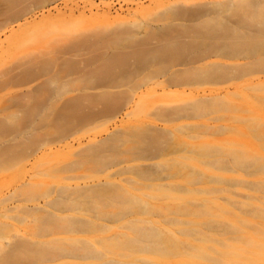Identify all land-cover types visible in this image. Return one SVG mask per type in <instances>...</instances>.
Returning <instances> with one entry per match:
<instances>
[{
  "label": "rangeland",
  "instance_id": "1",
  "mask_svg": "<svg viewBox=\"0 0 264 264\" xmlns=\"http://www.w3.org/2000/svg\"><path fill=\"white\" fill-rule=\"evenodd\" d=\"M2 1L0 8L5 7V10L0 9V15L6 16H0V75L18 73L19 69L15 67L23 63L28 55L53 58L55 64L51 67L52 73L57 71L58 66L60 69L63 61H72L75 69L86 72L92 67L91 61L103 54L105 56L112 51L119 53L118 50L132 52L138 47L144 51L153 50L170 37L169 30L172 33L173 29L181 31L185 26H197L204 18L216 19L222 27L248 34L259 31L264 23V0H21L18 2H22L21 5L17 3V7V4L9 6L11 9ZM168 8H176L177 12H194L201 18L195 22L185 19L159 20L160 14ZM166 27L173 28L166 31ZM125 30H130L135 36L123 37L122 32ZM117 35L122 36L121 46L124 49L115 45L108 51L100 48L112 44L110 41ZM86 40L89 43L96 42L99 50L90 48L94 52L89 49L88 53V49L81 46L77 56H73L70 48ZM141 41L147 43V47L139 46ZM212 43L220 42L215 40ZM211 57L206 62L219 60L213 57L214 60L210 61ZM250 61L240 58L236 62L246 64ZM46 77L39 76L40 80L35 78L38 81L33 79V82L22 86L13 84L1 90L0 108L9 97H19L20 94L22 98L25 96L24 101L19 98L21 103H31L26 94L40 88L42 85L39 83L44 82ZM195 84L186 88L165 89L152 86L151 83L140 87L136 89L130 104L120 107L112 116L102 113L80 125L78 131L66 141L67 144L41 141L29 129L25 138L18 139V142L25 148H33L34 145L39 146V149L28 151L24 160L17 159L10 165L0 167V227L4 235L7 238L16 235L21 240H36L34 219L38 214L33 208L42 207L48 199H54L61 187L89 189L108 184L131 197L134 207L118 217L107 214L115 211L111 207L103 208L99 213L91 211L90 220L96 222L97 232L93 235L79 233L80 243L65 240L63 245H75L79 254L83 253L81 247L92 245L95 257L66 259L51 264H184L186 259L178 256L192 254L198 255L197 258L190 257L196 264H221L220 251L224 249L222 240L231 242L238 238L241 235L239 227L255 230L253 224L241 218H221L219 208L213 202H223H220L223 195L219 192L222 187L232 191V206L237 205V201H252L243 198L247 197L248 188L254 180L242 175L233 166L231 154H242L241 149L249 152L251 148V153L256 152L264 163V71L245 72L237 79L223 83L212 81ZM49 88L52 90L53 86ZM121 90L124 87L107 89V92L118 93ZM100 92L98 89L73 91L62 98L83 93L96 97ZM216 93L224 96L220 106L207 113L208 117L206 114L197 118L182 116L189 112L186 105L188 101ZM62 98L60 100L64 102ZM60 100H53L54 106L48 102L52 111L48 109L50 116L46 121L52 120L50 124L54 122L55 112L58 111L55 109L63 104ZM101 106L97 102L94 105L84 102L82 109L86 113H100ZM176 110L180 111L181 117L171 118ZM39 118H35V124L50 126L44 118L41 121ZM42 122L45 123L43 126ZM207 126L209 129L204 130L203 127ZM146 130L159 131L164 135L157 157L146 148ZM97 146L109 148L105 153L91 149ZM144 154L149 155L144 157ZM102 155L108 157L103 158ZM237 155L236 158L241 156ZM250 155L247 153L248 157ZM100 160L105 161L106 167L99 164ZM246 169L247 172L253 171L252 167L247 166ZM207 191L217 195L218 199H202ZM93 199V196L83 198L87 202ZM241 210L250 213L251 206L247 205ZM20 216L22 220L17 219ZM137 221L144 227L159 231V245H162L166 256H157L158 253L149 247L139 252L116 246V242L134 236L129 227ZM180 230H189L195 240L190 243L178 240ZM170 233L174 238H170ZM68 236L75 237L76 234L70 232ZM163 239L167 240L164 244ZM198 239L208 247L195 250L191 244L199 243ZM154 242L148 239L144 243L151 246Z\"/></svg>",
  "mask_w": 264,
  "mask_h": 264
},
{
  "label": "bare ground",
  "instance_id": "2",
  "mask_svg": "<svg viewBox=\"0 0 264 264\" xmlns=\"http://www.w3.org/2000/svg\"><path fill=\"white\" fill-rule=\"evenodd\" d=\"M19 1L21 0H6L5 2L3 0L2 2L4 4L7 3V7H14L13 5L17 4ZM40 1L43 2L46 0ZM18 4L15 7H17ZM1 5L0 3V6ZM2 8L0 9L2 10ZM9 9L11 8L9 7ZM177 11L176 8H170L160 14L159 20L185 19L184 21L188 20L189 22H195L201 18L200 15L197 16L194 12L189 13V11H186L187 13H185L181 11V13ZM3 12L7 13L6 11ZM3 15L6 16V14H1L0 16ZM4 22L5 21H3V23ZM196 25L197 26L190 25V27H182L181 31H175L173 29L172 33L170 30L168 31V29L172 30L173 27H166L165 30L168 31V34L170 33V37L167 38L163 45L149 51L140 50L142 47H138L139 49L136 48L138 50L132 52L128 50H118L119 53L116 51V53H114V51H112L105 56L103 54L94 61L90 60L91 63H89L90 65L92 64V67L86 72H82L83 69L79 72L81 70L80 68H77V71L72 61H63L60 69L58 66L57 71L52 73L51 67L55 64V62L53 63V61H55L53 58L48 59L43 57L42 59V56L41 58L40 56L39 58L38 56L37 58L31 55L26 56L25 60L23 59L24 62H20L21 64L15 67V69H19L18 73L15 75L12 73L0 75V91L13 84L15 86L16 84H20L17 86H22L21 84L30 83L33 79L36 81L37 79L35 78L39 76L41 78L42 76L47 77L45 81L42 79L44 82L39 83L42 85L40 88L38 87L37 90L35 89V91L30 92V95L26 94L32 101L31 103H21L20 100L22 101L25 96L22 98L21 96L23 95L20 94L19 97H9L0 108V167L10 165L17 159L24 160L28 156V151H36L39 149V146H34L33 144V148L30 146L25 148L26 146L19 144L18 139L25 138L29 129L33 130L34 133H36V135H34L36 139L41 141L46 140L49 141L48 143L50 144H67L66 141L78 131L80 125L87 123L102 113L112 116L117 109L119 110L120 107L132 102L136 89L150 83L152 86H160L165 89L186 88L196 85L195 83H211L212 81L223 83L229 80L233 81L245 72L264 71V23L261 24V29L259 31L251 34L238 30H229L222 27V24L218 23L216 19L213 18L201 19ZM173 33L174 35H172ZM124 35L131 38L135 36L130 30L123 31L122 36L124 37ZM122 36L119 37V35H117L110 41V43L113 42L112 44H109V46L103 45L100 48L108 51L111 49V46L115 45V47L120 46V49H124V47L121 46ZM215 40L220 43L213 44L212 41ZM95 44L96 42L89 43L88 40L79 41V43L74 44V48L70 49L73 56H77L76 54L81 46H84L85 49L87 48L89 51H87L88 53H90V48L95 51L99 50L97 49L98 46ZM145 44L147 43L141 41L139 46L147 47ZM92 50L91 52H94ZM34 55L36 56V54ZM211 56L219 58V60L212 62L211 60L213 57ZM69 57L72 56L69 55ZM210 57L211 62H206ZM240 58L251 61L246 64L236 62ZM227 60L230 62H226ZM180 67L183 68L181 69ZM77 72H79L78 75L75 74ZM74 75L77 76L74 77ZM138 77H140L139 80L135 81ZM50 86H53V89L50 90L51 88H49V91L48 87ZM122 87H124V90L118 93L107 92V89ZM97 89L101 90V92L99 95H96V97L87 94L84 95V93L82 95H72L68 97V93L73 91L81 92ZM66 95H68V98H62ZM223 96L217 95L216 93L210 97H195V99L188 102L186 100L189 112L182 115L180 111L176 110L171 114V118L176 119L181 117V115L186 118H197L204 114L207 116V113L213 112L220 106V100ZM19 98L21 99L19 100ZM57 98L59 100L62 98L65 101L63 102L60 100L63 104L61 103L60 106H62L55 109H58L57 112L53 110L56 115L53 114L55 115L54 122L50 124L52 120H50V122L46 121L47 117L50 116L48 115V109L52 111L50 104ZM84 102H87L88 105H94L95 102L101 104V112H83L82 107ZM51 106L54 105L52 104ZM37 117H41L42 120L44 118L46 122H49L50 126L47 125L49 128H47L46 125L43 126V124H45L43 122L41 123L43 127H41L40 124L38 126V123L35 124V118ZM41 119L39 118L40 121ZM34 125H37L39 128ZM202 126H204V124ZM208 126L203 127V129H209ZM144 133L146 148L152 150L153 152L150 154L157 157L158 151L161 150L160 144L164 138L163 133L154 130H146ZM248 147L250 146H247V148ZM18 148H21V150L18 151ZM108 148H105V146L91 147V149H97L101 153H105ZM242 150L243 149H241L242 154H240V152L238 155L237 152H235L236 154H231V162L234 167L241 171L242 175L253 178L254 182L248 188L247 197L243 198L252 201L248 203L245 201H237V205L232 206L230 204V199H234L232 197V191L228 187H222L219 192L223 195L220 202H223L218 204L217 202L219 201L214 200L213 203L219 208V216L221 218H241L244 222L247 221L253 224L255 230L249 231L244 227H239L241 235H239L238 238H234L231 242H228L227 239L222 240L224 249L220 251L222 255L220 263L264 264V163L256 152L251 153V148L248 149L249 152L245 151L247 149L243 150L245 153H249V155H254H250V157L247 156V153L246 156H243L245 153L243 154ZM234 154L235 156L237 155V157L241 156L236 158ZM146 155L149 154H144V157ZM102 156L103 158L108 157L107 155ZM186 158L188 157H185V159ZM99 164L102 167H106L107 165L103 160H100ZM247 166L252 167L253 171L247 172ZM237 177L244 179L242 176ZM87 196H93L95 199H93L92 202L84 201L83 198ZM202 199L213 201V199H218V196L207 191ZM134 205V200L131 197L113 185H96L89 189H70L68 187H61L57 190V196L54 199H48L42 207L38 206L37 208H33V211L38 214L37 218L34 219L36 221L37 230L36 240H21L16 235H10V237L7 238L4 235L3 229L0 227V264H51L62 262V260L66 259H79L80 257H89L93 259L95 257V248L92 245L89 247H81L80 250L83 253L79 254V249H77L75 245V248H73L74 246H70L71 244L63 245V242L67 240L75 243L78 241V243H80L81 239L78 236L79 233L93 235L97 232L98 226L96 222L90 220L92 218L90 215L91 211H97L99 213V210L111 207L114 208L115 211L107 214L112 217H118L121 213L123 214L130 211ZM247 205L251 206V212L246 214L241 209ZM17 219L22 220L23 217L20 216ZM129 228L134 236H128L121 242H116L118 248H120L121 245L124 249L140 252L149 247L158 253L157 256L161 258L166 256L162 245H159L161 235L157 229L144 227L138 221ZM70 232L76 234V236L66 237ZM180 232V238H178V240L185 241L186 243L195 240L192 239L193 234H191L189 230H180ZM47 237L53 238L44 240V238ZM170 238H174L171 233ZM148 239L155 240L153 245H145L144 242ZM84 240L88 241L86 239ZM164 241L167 240L163 239L162 244H164ZM197 242L199 243L191 244L195 246V250L208 247L199 239ZM191 256L195 258L198 257V255L195 254L186 257L180 255L178 257L183 260L186 259L183 261L184 264H196L190 259Z\"/></svg>",
  "mask_w": 264,
  "mask_h": 264
}]
</instances>
